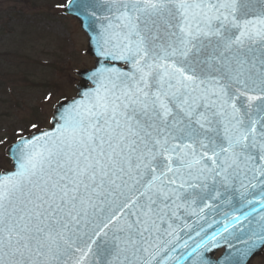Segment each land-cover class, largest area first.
Instances as JSON below:
<instances>
[{
  "label": "snow or ice",
  "instance_id": "1",
  "mask_svg": "<svg viewBox=\"0 0 264 264\" xmlns=\"http://www.w3.org/2000/svg\"><path fill=\"white\" fill-rule=\"evenodd\" d=\"M94 7L99 56L127 70L95 68L55 131L20 138L16 171L0 177V264H85L106 230L107 264H183V229L200 237L189 264H212L217 237L249 213L210 235L187 217L203 220L229 190L260 189L264 205V0Z\"/></svg>",
  "mask_w": 264,
  "mask_h": 264
},
{
  "label": "rangeland",
  "instance_id": "2",
  "mask_svg": "<svg viewBox=\"0 0 264 264\" xmlns=\"http://www.w3.org/2000/svg\"><path fill=\"white\" fill-rule=\"evenodd\" d=\"M66 2L0 0V170L10 167L5 147L47 127L53 105L75 94V71L93 63L78 22L58 9Z\"/></svg>",
  "mask_w": 264,
  "mask_h": 264
},
{
  "label": "water",
  "instance_id": "3",
  "mask_svg": "<svg viewBox=\"0 0 264 264\" xmlns=\"http://www.w3.org/2000/svg\"><path fill=\"white\" fill-rule=\"evenodd\" d=\"M91 5L92 4L90 3V0H73L72 3L68 5V7L66 8L65 11L67 13L73 14L75 17L78 18V20L81 24V27L83 28L86 35L89 37L87 53L90 56L96 58L95 66L91 70H85V71L79 72L78 74L82 77L83 81H85V82L89 81V82L93 83V80L90 78L92 70H94L95 68H97L103 64L108 65V63H107V61H105V59L103 57H100L98 52H97L96 42L94 39L96 33L92 31V28L90 27V25H92V27H97V28H98V26H95L96 21L94 20V18L91 17V12L94 10V8H91ZM86 16H87V18H86ZM108 66L111 67L112 65H108ZM115 66L116 67L118 66L117 63H115ZM122 69H124V68H122ZM124 70H127V69H124ZM94 87H95V85L93 83V87H91V89ZM87 91H89L88 87L81 86V87H79V92H78L77 98L70 100V101H62L58 105L55 106L54 113H53L54 116L52 119L53 128H55L60 123L59 113L63 111V108L68 107V105L71 102H73L74 100L81 99L83 97V93L87 92ZM60 105H63V107H60ZM40 134H37V135H40ZM8 154L10 155V151L8 152ZM11 155L13 157L12 153H11ZM14 160H15V157H14ZM256 191L250 190L251 194H249L247 196H252ZM213 203L216 205L215 201H213ZM259 205L261 206V208H264V205H262V204H259ZM227 208H228L227 205L222 207V205L219 204L218 207H215L211 211L209 210L213 215H211L210 212L207 209H205V213H204L205 218L203 220H198L197 217L189 216V217H187V223L192 224L196 228V231H199L200 227H203L204 233H207L208 235H210L211 233H208V232L217 231L219 229V226L222 225L225 222V220L230 217V214L227 213V211H224ZM225 213L228 214V217L225 216ZM209 225H211V227H209ZM180 226H181V228H183L182 224ZM88 227L89 226L84 228V230L88 229ZM237 229H239L241 231V232L237 231L236 232L237 235L244 234L245 232L249 231L248 227L237 228ZM204 233H201V235H204ZM179 235L181 237L179 244H182L184 240H188V236L191 235L192 239L188 240V243L191 247H195V243L199 242V239H200V237H197L195 235V232L191 231L190 229H183L182 231H180ZM237 235L232 236V235L227 234V232H224V234H222L220 237H217V245L218 246L216 248L212 249V251L210 253H208V255L211 257V260L213 258L214 253L221 246L225 247V253H226L225 256L226 257L231 256L232 253L237 251V250L240 251L241 246L244 243H243V238L239 239ZM108 244H109L112 251L108 250L106 252V255L104 257H102L101 253H100L102 247H98L93 252L94 254H90L89 257L86 258L85 264H99L101 260L104 264V263H107L108 261L112 260L114 254H115V248H114L115 243L110 241ZM191 247L188 249H183V248L177 246L176 251L173 253V255L177 256V257H181V254L183 253L184 256L181 257L183 260V264H189L188 260L185 259V257H187V253L191 251ZM263 247H264V244H261L258 249H262ZM258 254H260V251H256L253 255H251V257H249L247 259L245 264H249L250 260L254 256H257ZM69 264H71V261H69Z\"/></svg>",
  "mask_w": 264,
  "mask_h": 264
}]
</instances>
